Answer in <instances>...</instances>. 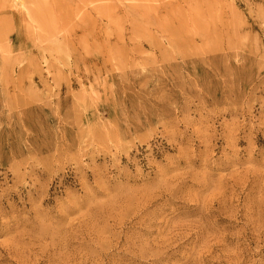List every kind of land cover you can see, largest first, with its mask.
<instances>
[{
	"label": "rangeland",
	"instance_id": "1",
	"mask_svg": "<svg viewBox=\"0 0 264 264\" xmlns=\"http://www.w3.org/2000/svg\"><path fill=\"white\" fill-rule=\"evenodd\" d=\"M0 264H264V0H0Z\"/></svg>",
	"mask_w": 264,
	"mask_h": 264
}]
</instances>
